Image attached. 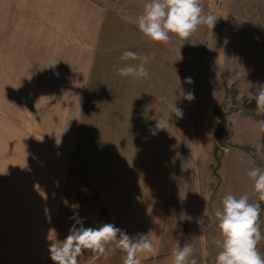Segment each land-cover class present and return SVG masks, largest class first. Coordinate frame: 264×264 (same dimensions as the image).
<instances>
[{
  "label": "rangeland",
  "instance_id": "obj_1",
  "mask_svg": "<svg viewBox=\"0 0 264 264\" xmlns=\"http://www.w3.org/2000/svg\"><path fill=\"white\" fill-rule=\"evenodd\" d=\"M126 2L143 12L150 0ZM255 3L201 0L204 14L217 16L214 28L201 25L186 41L170 34L168 44L128 50L149 57L145 65L149 77L128 76L124 87L118 85L121 76L116 74L120 64L108 63L112 56L104 52L44 47L43 41H32L26 24L12 25V33L0 32V264H11L12 259L19 264H52L47 262V237L55 239L57 233L63 239L75 223L70 217L89 216V200L95 194L105 204L111 199L109 184L117 183L112 179L119 176H112L109 168L122 163L114 158L121 153L144 158L127 161L132 168L128 178L134 181L139 179V163H154L160 152L179 153L180 165L191 163L184 160L190 156L205 161L190 169L194 191L170 196L197 203L198 226L194 234L185 226L170 230L166 253L190 243L195 252L189 264L191 259L216 264L221 250L215 243L220 239L216 210L228 194H248L250 202L256 201L247 172L264 170V128L253 125L256 120L249 113L257 107L250 94H256L264 79H257L246 61L235 63L232 48L237 16L243 18L239 40L248 42L245 29L250 28L249 10ZM127 61L125 65L140 63ZM187 78L193 83H186ZM181 91L195 98L188 101ZM173 102L182 118L170 113ZM168 117V128L156 130L158 120ZM129 185L131 191L137 189V184ZM260 205L264 236V201ZM207 206L210 214L203 215ZM100 210L106 219L107 208ZM203 217L210 220L205 233ZM257 247L264 255V239Z\"/></svg>",
  "mask_w": 264,
  "mask_h": 264
},
{
  "label": "crops",
  "instance_id": "obj_2",
  "mask_svg": "<svg viewBox=\"0 0 264 264\" xmlns=\"http://www.w3.org/2000/svg\"><path fill=\"white\" fill-rule=\"evenodd\" d=\"M254 1H256L255 5H252L249 10L251 25L250 28L245 29L246 38L248 37L249 40L248 42L239 40V33L243 31H241L243 18L239 19L237 16L234 20V45L231 47L236 54L234 55L235 63L246 61L251 65L257 79H264V0ZM140 9L132 7L126 0H116L113 3L104 0H0V17H6L4 24L2 19L0 20V32L11 31L12 33V25L26 24L27 31L34 36L32 41H43L44 47H90L98 55L104 52L112 56V59H108V63L112 61L123 67L128 62L121 60L125 51L155 46V42L138 30L137 17L143 13ZM168 51L169 49L166 50ZM245 57L247 59H243ZM118 69L116 74L119 76ZM258 71L262 74L258 75ZM125 78L122 76L118 78L121 81L118 83L119 86L124 87ZM122 94L125 95V90ZM249 113H252L256 120L253 125L261 126L259 122L264 121V114L259 113L257 107L251 109ZM136 154L138 153H134V157H131V154L121 153V157L114 158V160H121L122 163H117L118 167L112 170L109 168L112 176H119L116 180L112 179L117 183L109 184L110 190L113 191L110 195L111 199L106 200L105 204L99 202L95 194L94 198L89 200L91 211L89 216L84 217L85 225L98 227L104 223H112L133 237L138 233H150L155 252L140 254L138 258L141 259V264L147 260L150 264H173L176 252L166 253L169 247L168 234L173 228L180 230L181 227L184 229V226L194 234V227L198 226V208L200 207L189 198L171 200L170 196L173 193L174 196L182 192L192 193L196 185L195 180L189 176V174L192 175L190 169L196 166L202 167L205 161L190 156L184 157V160H191V163L183 162V165H180L179 153H156L153 158L154 163H139L141 166L139 179L132 181L128 178L132 168L127 167V161L144 160L140 154L137 157ZM131 183L137 184L135 185L137 189L134 191H131V185H129ZM146 191L151 192L149 200ZM104 208H107L106 219L103 216L104 211L100 210ZM206 212L210 214V206H207L206 210L203 209L202 214L205 215ZM79 217L82 218L83 215ZM207 221L210 222L203 217L204 233ZM203 238H206L205 235ZM107 248V256L96 260H93L92 253L86 250L78 258L80 264H123L125 254L115 248L114 243L107 245ZM14 260H11V264H19L18 260ZM47 262L52 263L49 260Z\"/></svg>",
  "mask_w": 264,
  "mask_h": 264
},
{
  "label": "clouds",
  "instance_id": "obj_3",
  "mask_svg": "<svg viewBox=\"0 0 264 264\" xmlns=\"http://www.w3.org/2000/svg\"><path fill=\"white\" fill-rule=\"evenodd\" d=\"M216 20L217 16L204 14L201 0H150L145 5L143 13L137 17L136 23L138 30L151 41L168 44L171 39L170 34L186 41L201 25L213 29ZM121 60H138L140 63L120 67L118 69L120 76H131L136 79L149 77V72L145 67L149 60L147 55L125 51ZM185 82L193 83L191 78H187ZM181 96L188 101L195 98L191 92L181 91ZM249 99H255L257 111L264 113V84H260L256 94H250ZM171 109L170 113H174L177 118H182V110L176 107L175 102L171 105ZM259 123L264 128V121ZM168 126L169 117L167 121L158 120L155 129L164 130ZM152 134L155 135L156 131L153 130ZM247 175L253 181L257 200L250 202L248 194L239 197L228 194L222 199V208L215 212L220 232V239H217L215 243L221 249L216 256V264H264V255L257 247L264 239L259 223L260 202L264 201V170L259 167L252 168ZM45 212H48L47 208ZM48 219L50 221L51 217L49 216ZM70 219L75 220V223L69 227L63 239H58L57 233L55 239L52 236L47 237L49 258L52 264H80L78 258L86 250L92 253L93 260L100 259L102 256L106 257L107 245L110 243H114L115 248L125 254L123 264H141V259L138 258L140 254L155 252L150 233H138L135 237L129 236L112 223H104L98 227H86L84 218L79 217L78 213ZM200 223L203 224V221ZM194 252V246L185 243L174 254L173 264H189V257ZM190 264H197V261L191 259Z\"/></svg>",
  "mask_w": 264,
  "mask_h": 264
},
{
  "label": "trees",
  "instance_id": "obj_4",
  "mask_svg": "<svg viewBox=\"0 0 264 264\" xmlns=\"http://www.w3.org/2000/svg\"><path fill=\"white\" fill-rule=\"evenodd\" d=\"M216 152H217V147L214 148V156L216 158V161L219 163L220 158L217 157Z\"/></svg>",
  "mask_w": 264,
  "mask_h": 264
},
{
  "label": "built area",
  "instance_id": "obj_5",
  "mask_svg": "<svg viewBox=\"0 0 264 264\" xmlns=\"http://www.w3.org/2000/svg\"><path fill=\"white\" fill-rule=\"evenodd\" d=\"M206 1H208V2H212V1H216V0H206Z\"/></svg>",
  "mask_w": 264,
  "mask_h": 264
}]
</instances>
